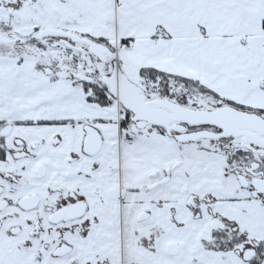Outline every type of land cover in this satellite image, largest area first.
<instances>
[{
  "label": "snow or ice",
  "instance_id": "obj_1",
  "mask_svg": "<svg viewBox=\"0 0 264 264\" xmlns=\"http://www.w3.org/2000/svg\"><path fill=\"white\" fill-rule=\"evenodd\" d=\"M0 264H264V0H0Z\"/></svg>",
  "mask_w": 264,
  "mask_h": 264
}]
</instances>
